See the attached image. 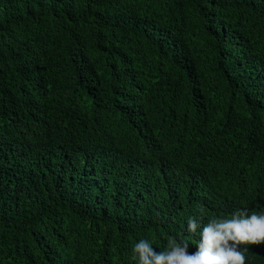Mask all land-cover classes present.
<instances>
[{"label": "trees", "instance_id": "obj_1", "mask_svg": "<svg viewBox=\"0 0 264 264\" xmlns=\"http://www.w3.org/2000/svg\"><path fill=\"white\" fill-rule=\"evenodd\" d=\"M261 207L264 0H0V264L191 254L189 217Z\"/></svg>", "mask_w": 264, "mask_h": 264}, {"label": "clouds", "instance_id": "obj_2", "mask_svg": "<svg viewBox=\"0 0 264 264\" xmlns=\"http://www.w3.org/2000/svg\"><path fill=\"white\" fill-rule=\"evenodd\" d=\"M202 219L203 210L186 221L187 233L198 237L196 252H188L186 239L169 238L159 253L149 240L141 239L131 248L133 264H246L248 246L264 244V207L259 211L239 209L230 218L212 216L207 223Z\"/></svg>", "mask_w": 264, "mask_h": 264}]
</instances>
